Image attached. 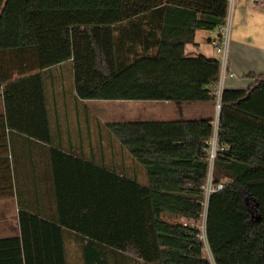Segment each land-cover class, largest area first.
Here are the masks:
<instances>
[{"label":"trees","instance_id":"trees-1","mask_svg":"<svg viewBox=\"0 0 264 264\" xmlns=\"http://www.w3.org/2000/svg\"><path fill=\"white\" fill-rule=\"evenodd\" d=\"M228 7V0H0V136L6 152L0 198L18 190L8 141L12 132L26 129L13 118L46 110L44 71L70 61L80 99L213 100L219 59L187 57L185 45L198 29L224 23ZM248 76L253 82L247 89L227 88L222 95L218 138L228 149L215 158L213 180L225 186L211 193L206 218L214 262L199 236L207 140L214 131L212 119L205 118L110 123L146 167L148 182L101 167L99 186L68 195L61 189V196L86 200L76 204L75 217L61 219L88 241L85 260L264 264V72ZM37 225L59 227L22 211V236L0 238V264L65 263L63 235L61 253L28 248V227Z\"/></svg>","mask_w":264,"mask_h":264},{"label":"crops","instance_id":"crops-1","mask_svg":"<svg viewBox=\"0 0 264 264\" xmlns=\"http://www.w3.org/2000/svg\"><path fill=\"white\" fill-rule=\"evenodd\" d=\"M213 31H216L214 29ZM216 33L198 29L186 43L185 55L218 59L212 43ZM264 72V0H235L224 89H247L249 73ZM232 73L233 75H231ZM47 100L42 116L20 113L13 121L26 130L10 134L9 153L15 194L0 198V238L22 236L21 212L38 215L59 227H28L31 251L61 253L62 235L67 258L64 264H92L83 252L90 247L80 233L62 224L74 216L76 204L86 200L68 197L71 189H91L100 184L101 167L148 182L146 167L134 159L110 127L111 122L130 120L219 119L217 101L80 99L74 89L70 61L44 71ZM37 104L32 105L35 109ZM4 100L0 97V113ZM1 130V121H0ZM5 146L0 136V175ZM0 183L3 181L0 180ZM61 189L67 195L61 196ZM75 191V190H74ZM77 202V203H76ZM80 207V206H79ZM78 207V209H79ZM61 255V254H59ZM49 264H62V260ZM107 264H117L107 261ZM119 264H126L121 261Z\"/></svg>","mask_w":264,"mask_h":264},{"label":"built area","instance_id":"built-area-1","mask_svg":"<svg viewBox=\"0 0 264 264\" xmlns=\"http://www.w3.org/2000/svg\"><path fill=\"white\" fill-rule=\"evenodd\" d=\"M229 7L228 13L225 18V22L218 25L216 27V37L212 40V43L217 51L220 54V65H221V74L218 83L215 85L212 93L217 101V109L220 112L222 95L224 91V81L227 75V64H228V55H229V47H230V36L232 29V10L235 0H228ZM233 75L232 73H230ZM214 131L212 136L207 140L208 148V161H209V171L206 183L204 185V195H205V211L203 212V226L201 228V232L199 233L200 238L209 246L207 232H206V218H207V205L208 199L212 192L221 190L225 186V181H221L215 183L213 180V171H214V161L217 157L219 151H224L228 149L227 145H223L219 142L218 138V127H219V119L214 122ZM188 224V222H186ZM210 247V246H209ZM211 250V249H210Z\"/></svg>","mask_w":264,"mask_h":264},{"label":"rangeland","instance_id":"rangeland-1","mask_svg":"<svg viewBox=\"0 0 264 264\" xmlns=\"http://www.w3.org/2000/svg\"><path fill=\"white\" fill-rule=\"evenodd\" d=\"M209 32H211V33H216V31H213V30H211V29H207ZM217 55L219 56V58H220V54L219 53H217ZM218 58V59H219ZM250 203V208H251V210H252V214L254 215V217L255 216H257L258 215V212H257V210H256V208H255V205H254V203H252V202H249ZM166 218H168V219H170V220H173V221H185L183 218H181V217H177V216H172V215H166ZM199 224H200V226L202 227L203 226V219L199 222ZM204 254L212 261V262H214V258H213V255H212V252H211V250H210V247L205 243V249H204ZM214 264V263H213Z\"/></svg>","mask_w":264,"mask_h":264}]
</instances>
